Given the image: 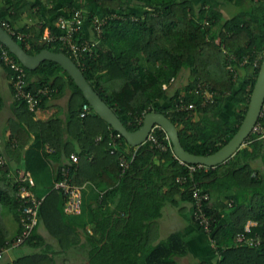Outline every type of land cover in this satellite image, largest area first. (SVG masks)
I'll list each match as a JSON object with an SVG mask.
<instances>
[{
    "label": "trees",
    "instance_id": "obj_1",
    "mask_svg": "<svg viewBox=\"0 0 264 264\" xmlns=\"http://www.w3.org/2000/svg\"><path fill=\"white\" fill-rule=\"evenodd\" d=\"M22 1L4 10L0 7V25L6 21L16 33H25L24 41L15 35L12 38L30 55L48 49L70 57L128 131L138 130L145 114L161 113L176 126L184 149L197 156L214 154L237 132L264 55V0H234L241 10L229 18L207 2L196 7L191 0H95L97 10L89 1L74 0L67 10L82 9L87 22L94 17L103 21L98 35L94 29L84 28V39L97 44L91 46L90 54L81 63L59 45L41 43L44 26L35 30L14 25ZM2 50L18 62L0 44V53ZM242 58L247 59L244 66L239 64ZM0 66L9 77L14 107L6 156L22 164L18 172L31 174L32 191L42 199L38 224L20 246L32 251L11 264H57L55 256L75 253L73 248L80 243L77 231L87 226L91 231H85V250L79 264H180L178 259L189 254L187 243L178 234L158 240L157 220L164 206L182 203L190 204L191 222L209 239L210 252L217 256L216 261L194 264H264V139L250 134L225 163L199 169L192 175L170 150L161 151L150 142L132 148L120 137L111 154L110 135L115 132L91 108L85 117H80L82 106L88 103L57 63L43 61L32 71L24 68L25 91L50 90L34 111L28 109L24 99L15 97L12 72L1 61ZM241 68L251 69L250 74L240 76ZM182 71L188 72L189 82L168 95L171 81ZM163 85L167 88L163 89ZM67 90L70 96L65 122L58 117L33 121L35 112L44 109L48 100ZM203 93L212 94L204 106ZM180 99L183 104L193 103L195 109L177 110ZM73 125L80 136L77 150L63 140L65 126ZM30 133H34L33 142L22 153L28 140L22 143L20 137ZM155 133L160 140L166 136L160 128ZM72 154L77 155V163L69 159ZM132 155L133 160L122 173L119 157L129 160ZM52 163L56 166L51 182L40 184L39 179ZM99 166L109 170L100 171ZM63 169L70 184L90 183L102 192L93 201L83 200L78 215L64 211L65 197L53 188L63 179ZM8 172L6 165L0 167V249L15 238L9 239L3 208H8L16 220L17 235L22 228L17 214L18 174L10 177ZM178 176H191L192 181L178 184ZM193 185L210 196L204 204L208 232L194 220L190 193ZM82 218L84 221L78 224ZM249 222L254 224L245 231ZM40 225L58 242V250L39 237ZM240 235L246 241L238 242Z\"/></svg>",
    "mask_w": 264,
    "mask_h": 264
},
{
    "label": "crops",
    "instance_id": "obj_2",
    "mask_svg": "<svg viewBox=\"0 0 264 264\" xmlns=\"http://www.w3.org/2000/svg\"><path fill=\"white\" fill-rule=\"evenodd\" d=\"M18 0H0V7L4 10V8H9L10 5L17 2ZM74 0H23L20 3V12H18L15 21H13L14 25L17 28H21L23 26L32 27L35 30L40 29L41 27H45L44 34L54 31L56 28V21L54 20L55 17L58 14H62L65 12L69 7V4L72 3ZM81 3L84 2H90L91 6H93L94 10L98 9L97 4L93 3L94 0H80ZM196 7L200 6L203 2H207V5H212L216 10L221 11L224 18H229V14L234 16L238 12H235L233 10V6L237 9H240L237 7L234 3V0L232 1H225V0H191ZM221 2V3H220ZM247 7V6H246ZM241 10V9H240ZM15 15V12L11 11V14ZM233 13H235L233 15ZM231 16V17H232ZM88 29V27H87ZM141 56V55H139ZM248 70V69H247ZM243 68L240 69L239 74L241 75H249L250 72ZM189 82V75L187 71H182L179 76L175 79H173L170 83L169 87V93L168 95L174 93L176 90H182L183 87ZM163 88V86H162ZM70 96V91H65L63 94H60L58 96H55L48 100L47 105L44 109H39L35 112L33 121H43L46 122L54 117H58L62 121H66V113H67V103ZM0 98L2 99V106L0 108V138L1 145H0V152L1 155L4 157L6 166L9 168V175L15 176L18 171H22V164L16 163L15 159H10L7 154V143L6 140L9 138V135L11 134L10 128H9V119L13 117V98L12 93L10 89V81L9 77L7 76V73L4 71V69L0 66ZM146 115V114H145ZM144 115V116H145ZM66 132L63 135V140L66 142V144L69 143V147L75 148L77 150L79 147L77 146L79 142L77 139L80 137L77 128L75 125L73 126H65ZM34 133H30L29 135L24 134L20 137V140L22 143L27 139L28 142L24 146V150H22V153L26 150V148L33 142ZM14 141V140H13ZM15 145L18 144V141H14ZM12 146V144H11ZM13 147V146H12ZM124 150H128L126 147H124ZM67 161V160H66ZM102 164V163H99ZM56 164L52 163L50 165V169L42 175V177L39 179L40 184H49L51 182V171L53 168H55ZM99 170H106L109 169L107 167H101L99 166ZM103 180V179H102ZM104 181V180H103ZM102 192H99L95 186L91 185L90 183H86L84 185V188L82 190V199L87 201L88 200H94L97 194H101ZM175 200H178V197H175ZM93 206V205H92ZM88 217V215H85ZM83 219V218H82ZM82 219L78 220V224L82 221ZM4 223L9 231V239L15 237L17 234V222L14 219H9V217L5 214L3 216ZM9 220V221H8ZM87 220V219H85ZM82 224V223H80ZM157 228H158V240H165L172 234H178L180 235L185 242L188 245V255L185 256L189 259V261H216L217 256L212 255L210 252V242L209 239L201 234L197 227L191 222V206L190 204H178V205H166L163 207L161 216L157 220ZM90 232V226H87L86 229H78L77 233L80 238V243L76 245L73 250L75 253L73 255L65 256H55V260L60 262V264H66L65 261H80L82 258L81 253H84L85 246L84 239L86 232ZM37 233L39 237H41L46 244L50 246L51 249H59L58 242L48 233V231L43 227L39 226L37 229ZM29 248L30 252L32 251V248ZM13 252V253H12ZM18 250L11 251L10 256L9 253L5 254L2 260H0V264H7L12 263L13 260H16L18 257L24 256L29 251L24 254L17 256ZM51 255V254H50ZM12 256V257H11ZM14 257V258H13ZM184 258V257H183ZM180 261V259H178Z\"/></svg>",
    "mask_w": 264,
    "mask_h": 264
},
{
    "label": "built area",
    "instance_id": "obj_3",
    "mask_svg": "<svg viewBox=\"0 0 264 264\" xmlns=\"http://www.w3.org/2000/svg\"><path fill=\"white\" fill-rule=\"evenodd\" d=\"M103 22L100 17H94L90 22H87V18L85 16V12L82 9H71L66 10L59 16V18L56 21V32H48L44 34L40 40V42H44L47 44H57L60 46V48L64 49L67 53H69L74 59L81 63L82 58L86 54H90L91 46H94L97 44L96 42L90 43L88 40L84 39L83 34L84 28L87 26L88 29L91 30L94 29L96 31L97 35L100 33V24ZM2 26L7 29V32L9 34L15 35L18 40L24 41L27 38V35L25 33H16L14 30L10 28V25L6 21H2ZM206 26L208 23H205ZM232 58V57H231ZM0 61L2 64L6 67H8L11 72V83L13 85V91H15V97L19 99H24L27 103L28 109L30 111L36 110L38 107V104L40 103L42 97H47L50 93V90L47 88L44 89H38L35 93L27 92L25 91V70L24 67L14 60L10 54L6 50H2L0 53ZM247 63L246 58H242L239 64L241 66H244ZM257 65L256 61L253 63V66L255 67ZM230 70H232L230 68ZM167 86L163 85V89H166ZM201 88V86H198V89ZM198 89L195 91L196 94L199 93ZM204 101L202 102V105L206 102L211 101L212 94L211 93H203ZM90 106L89 104H84L82 106L80 117H85L90 112ZM195 109V106L193 103L183 104L182 100L180 99V104L177 105V110L180 111H191ZM261 120V121H260ZM263 121V122H262ZM159 127L155 126L151 129L150 133L148 134V137L146 139V142H150L152 146H154L156 149H159L161 151L170 150L172 152V145L167 136H165L163 139H159L156 136L155 129ZM112 129V128H111ZM111 132H115L114 134L110 135V153L113 154L115 152V149L118 146L119 138L122 137L119 133L114 131L113 129ZM251 134L257 135L256 139H264V102L260 111L259 118L255 124V126L252 129ZM97 140L99 141L100 138L98 137ZM0 145H1V138H0ZM173 154V153H172ZM174 156V155H173ZM175 157V156H174ZM176 158V157H175ZM69 159L73 163L78 162L77 155H70ZM180 165H183L186 168V171L189 175H192L194 172H196L199 169L202 168H208L206 166H203L201 164H187L183 161L176 158ZM133 160L132 157L127 160L123 156L119 157V166L122 169L121 172L123 173L124 170L128 167L129 163ZM6 165L4 157L0 154V167H4ZM62 177L58 182H55L53 185L54 190H59L63 193L65 197V206L64 211L67 214L70 215H78L81 212L82 208V190L84 188V185L82 186H76L73 184H70L69 180L67 179V175L63 169ZM17 181L20 183L17 190V197L20 201V208L18 210V219L19 223L21 224V231L20 233L15 236V238L8 242L7 245L0 249V260L4 257L5 254L10 253L11 251H14L15 249L19 248L21 245H23L26 240L31 236V233L33 229L38 224V215H39V207L41 205L42 199H38L35 195V193L32 191V187L34 186V180L31 176V174L28 172L26 174H23L22 172H18ZM191 179H188L184 176H178L176 178V183L178 184H184L186 182H191L192 177L189 176ZM191 189V197L193 200V216L194 220L196 221L197 225L199 227H202L205 232L209 231V219L204 211V204L209 202L210 196L208 193L202 192L196 185H193L190 187ZM252 223L251 225H249ZM254 223L249 222L246 227L245 231L249 230V226H252ZM238 242L246 241L244 239L243 235H240L237 237ZM251 241V240H250ZM249 241V242H250ZM256 244H258V241H255Z\"/></svg>",
    "mask_w": 264,
    "mask_h": 264
},
{
    "label": "water",
    "instance_id": "obj_4",
    "mask_svg": "<svg viewBox=\"0 0 264 264\" xmlns=\"http://www.w3.org/2000/svg\"><path fill=\"white\" fill-rule=\"evenodd\" d=\"M0 44L6 47L18 62L28 70H35L43 61L57 63L72 78L80 89L91 109L105 121L114 131L119 133L126 143L132 147L141 146L146 142L148 134L155 126L162 129L172 145V153L187 164H201L214 168L229 160L245 143L255 126L264 102V55L250 96L246 114L233 137L217 152L208 156H197L187 152L182 146L176 126L163 114L147 113L142 125L136 131L130 132L117 117L114 111L100 98L91 87L81 70L70 57L64 53H55L43 49L35 55L28 54L12 36L0 25Z\"/></svg>",
    "mask_w": 264,
    "mask_h": 264
},
{
    "label": "rangeland",
    "instance_id": "obj_5",
    "mask_svg": "<svg viewBox=\"0 0 264 264\" xmlns=\"http://www.w3.org/2000/svg\"><path fill=\"white\" fill-rule=\"evenodd\" d=\"M95 1V0H94ZM233 10H235V12H239L240 9H237L236 7L233 6ZM235 13H233L234 15ZM229 16L231 17L232 15L229 14ZM247 71L251 72V69H248ZM50 167V166H49ZM52 173V171H51ZM7 215L9 217V219H14L12 213L9 211L8 208H3V216L4 215ZM15 220V219H14ZM9 221V220H8ZM82 221H84V218L82 219ZM252 223H250L249 225H251ZM210 245V244H209ZM26 251L30 252L29 248H27V246H22L20 248H18V252H17V256H20L21 254L24 255L26 253ZM16 252V251H15ZM11 253V252H10ZM10 253L8 256H10ZM13 253V252H12ZM12 257V256H11ZM14 258V257H13ZM80 261H65L66 264H79ZM180 264H194L195 263V259L194 261H189V259L187 257H184V258H180ZM58 264H60V262H58Z\"/></svg>",
    "mask_w": 264,
    "mask_h": 264
}]
</instances>
